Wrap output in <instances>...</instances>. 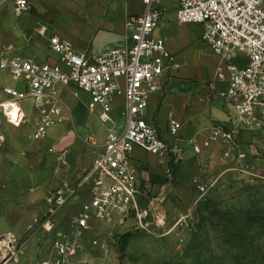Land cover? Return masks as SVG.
I'll return each instance as SVG.
<instances>
[{
	"label": "built area",
	"instance_id": "built-area-1",
	"mask_svg": "<svg viewBox=\"0 0 264 264\" xmlns=\"http://www.w3.org/2000/svg\"><path fill=\"white\" fill-rule=\"evenodd\" d=\"M142 2L143 13L125 20L124 42L110 50L80 53L70 40L53 35L50 46L58 54L57 60L40 62L14 56L9 47L0 44V71L24 83L23 87L6 85L0 89L7 96L0 100V117L20 124L24 119L21 101L31 98L37 116L30 136L41 139L48 127L64 120L61 90L65 88L75 95L86 94L87 109L106 126L102 150L92 166L75 185L63 182L50 192L44 200L42 217L34 219L46 233L56 232L52 247L57 256L40 264H77L84 240L98 244L99 240L91 235L97 221L148 228V205L140 201L139 179L131 162L135 148L168 156L175 163L181 160L180 123L170 120L169 131L176 138L170 144L147 114L159 77L175 63L164 39L153 35L163 17V11L157 8L161 0ZM28 8L27 0H15L16 16ZM175 19L179 24L203 25L202 40L217 59L215 79L227 82L222 96L233 110L229 124L213 125L201 143L192 139L193 150L199 153L214 139L236 147L242 132L264 128V0H179ZM114 108H120V121L112 116ZM228 154L224 152L225 156ZM250 159L249 150L238 149L230 171L256 177L255 162ZM82 190L88 193L87 199L63 226L56 220L58 212L73 194ZM206 190L205 184L198 185L200 194ZM18 241L12 234L0 237L3 264L18 257Z\"/></svg>",
	"mask_w": 264,
	"mask_h": 264
},
{
	"label": "crops",
	"instance_id": "crops-1",
	"mask_svg": "<svg viewBox=\"0 0 264 264\" xmlns=\"http://www.w3.org/2000/svg\"><path fill=\"white\" fill-rule=\"evenodd\" d=\"M27 2L28 10L16 16L15 0H0V44L9 47L14 56L40 62L57 60L58 54L50 46L53 35L70 40L75 50L84 54L121 45L127 36L126 18L144 11L142 0ZM178 6L179 0H161L157 5L164 17L153 35L164 39L175 65L159 77L147 114L157 123L161 137L170 144L176 142L169 131L170 120L180 123L182 157L170 172L168 156H157L140 148H135L131 155L139 185L145 181L150 194H158L167 182L173 183L174 188L164 203L165 209L171 204L172 196L183 198L194 189L198 192L199 184L208 186L217 182L235 165L238 149L248 151L239 143V138L249 131L240 134L236 147H228L222 139H214L199 153L193 150L191 140L201 143L210 135L213 125L229 124L233 110L222 96L227 82L215 79L217 59L202 40L203 25L177 23ZM170 11L172 13H168ZM99 32H104V36L96 45ZM6 85L19 88L24 83L7 77L0 83V89ZM5 99L7 96L0 91V100ZM61 99L63 122L48 127L45 136L38 140L30 136L37 112L34 108L32 112L29 102L25 104L27 109L22 110L24 119L20 124H11L0 117V237L12 234L23 241V252L32 259L31 264L39 255L43 256L39 264L57 256L52 247L56 232L46 233L48 240H44L45 231L34 223V219L43 215L46 196L63 182L75 185L92 166L106 136V128L101 132L94 122L93 112L87 111L86 94L78 92L75 95L74 91L64 88ZM225 151L228 156L224 155ZM139 188L141 191V186ZM87 197L85 190L73 194L66 207L58 212L57 222L66 226L81 210ZM151 197L147 190L140 193L142 203H148Z\"/></svg>",
	"mask_w": 264,
	"mask_h": 264
},
{
	"label": "rangeland",
	"instance_id": "rangeland-1",
	"mask_svg": "<svg viewBox=\"0 0 264 264\" xmlns=\"http://www.w3.org/2000/svg\"><path fill=\"white\" fill-rule=\"evenodd\" d=\"M7 77L11 76L0 71V83ZM26 102L34 112L31 98L21 101L22 110L27 109ZM92 114L96 126L104 132L105 124ZM112 116L120 121V108H114ZM244 133L239 143L249 150L256 177L229 171L217 182L210 183L204 194L194 189L183 198L174 195L158 221L153 223L148 214L147 229L97 221L91 235L99 240L98 244L84 240L76 263L264 264V128ZM170 161V172H173L176 163ZM140 183L141 193L147 190L151 199L157 196V192L152 195L145 188V181ZM151 199L142 204L149 205ZM126 233L129 236L124 239L122 236ZM43 234L44 240H48V234ZM18 242L21 252L16 260L6 264H31L32 259L23 252L24 242ZM0 248V264H3V248ZM42 258L39 255L34 264H39Z\"/></svg>",
	"mask_w": 264,
	"mask_h": 264
},
{
	"label": "water",
	"instance_id": "water-1",
	"mask_svg": "<svg viewBox=\"0 0 264 264\" xmlns=\"http://www.w3.org/2000/svg\"><path fill=\"white\" fill-rule=\"evenodd\" d=\"M103 36H104V32L98 33V35L95 38L96 45H98L99 41L103 39ZM124 40H125V37L122 39V43L124 42ZM118 46L120 45L117 44L113 46L98 48L93 53L103 52V51L110 50ZM173 188H174L173 183L167 182L166 184L162 186L157 196L151 199L150 204L147 206V210L149 211V213L151 214L153 218V223L156 222L157 219H160L161 216L164 214V211H165L164 203Z\"/></svg>",
	"mask_w": 264,
	"mask_h": 264
},
{
	"label": "trees",
	"instance_id": "trees-1",
	"mask_svg": "<svg viewBox=\"0 0 264 264\" xmlns=\"http://www.w3.org/2000/svg\"><path fill=\"white\" fill-rule=\"evenodd\" d=\"M171 162V161H170ZM129 234H124L122 237L125 239V238H128Z\"/></svg>",
	"mask_w": 264,
	"mask_h": 264
}]
</instances>
